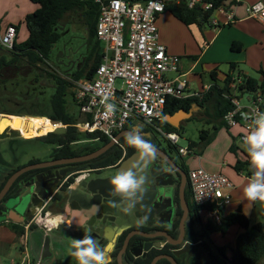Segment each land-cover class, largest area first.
<instances>
[{
    "label": "built area",
    "instance_id": "built-area-1",
    "mask_svg": "<svg viewBox=\"0 0 264 264\" xmlns=\"http://www.w3.org/2000/svg\"><path fill=\"white\" fill-rule=\"evenodd\" d=\"M99 5L96 37L102 47V60L90 78L71 82L76 85L74 99L84 119L75 126L81 132L95 133L99 137L117 139L125 127L136 120L154 128L178 149L181 157L196 154L190 146H178L180 135L163 129L165 109L168 99L202 98L205 91H194L184 74L180 73V57L168 51L160 41L157 17L167 9L172 0H96ZM174 1V0H173ZM188 7H199L203 11L218 9L228 21L236 18L234 10H227L222 4L215 7L212 0H182ZM248 16L264 22V1L257 0L246 6ZM18 30L10 24L0 32V43L7 49L14 47ZM176 73L168 77V73ZM65 78V77H64ZM240 76H233L230 84L234 95V107L224 120L229 127L241 126L238 134L241 141L255 130L254 120L259 112H264L262 95L248 97L242 103L237 92ZM209 89V88H208ZM107 97V101H105ZM115 104L112 114H107L105 103ZM62 124V123H60ZM135 124V123H134ZM67 126V125H66ZM188 187L193 203L200 207L206 221L214 225L222 223L225 209L232 203L234 182L222 172H212L203 167L189 170ZM48 200L44 203V206ZM29 219L26 228L36 224L47 231L50 219L41 217L44 208ZM24 257L20 264H30L28 237L23 241ZM11 264H18L13 261Z\"/></svg>",
    "mask_w": 264,
    "mask_h": 264
},
{
    "label": "crops",
    "instance_id": "crops-1",
    "mask_svg": "<svg viewBox=\"0 0 264 264\" xmlns=\"http://www.w3.org/2000/svg\"><path fill=\"white\" fill-rule=\"evenodd\" d=\"M255 1L257 0H222L221 4L227 10H234L236 13L235 20L230 22L218 9L207 11L210 15L201 25H187L167 9L159 14L157 25L160 41L166 44L170 53L179 55L180 73L185 75L194 91L208 89L215 77L219 82H223L226 75L232 71L234 76H239L240 73L251 75L250 70H252L258 74V77L251 76L262 79L259 69L264 67V22L248 16L246 10L247 4ZM37 6L32 0H0V32L13 24L18 27V41L25 40L29 34L26 16ZM80 15L84 22L83 11H80ZM93 39L95 42L98 40L97 37ZM234 44H236L235 49ZM175 75L176 73L173 72L168 73V77ZM224 130L220 131L222 137L219 143L209 145L202 151L199 146H194L195 151H201V154H193L186 160L192 168L203 167L212 172H222L234 182L232 203L226 207L225 215L240 208L253 222L264 224V202L248 201L244 196V188L252 174L249 175L245 167L240 170L236 168L238 160L244 161L248 158L247 145L244 143L245 146H243L238 142L241 140L238 134L244 129L237 125ZM234 143L236 150L231 149ZM248 167L251 168L250 164ZM251 172H253L252 168ZM73 197H79V195L74 194ZM16 202L17 200L9 205L15 207ZM17 209L24 212L19 207ZM7 213L10 216L5 217L7 225L4 228L8 235H11L8 245L12 249V251L8 250V256L11 263L15 261L18 264L24 257L22 245L25 233L28 244L32 233H36V241L40 243L38 248L36 247L38 251L31 253L30 264H55L59 258H65L63 255L62 257L53 255V249L59 245L57 243L59 237L81 223L84 217L83 212L76 208L67 206L62 212L58 211L57 207H52L47 216L53 230L46 232L41 226L33 224L27 229L28 221H24L15 209ZM15 224L24 227L23 233L17 232ZM72 261L75 259H69L65 263L70 264Z\"/></svg>",
    "mask_w": 264,
    "mask_h": 264
},
{
    "label": "trees",
    "instance_id": "trees-1",
    "mask_svg": "<svg viewBox=\"0 0 264 264\" xmlns=\"http://www.w3.org/2000/svg\"><path fill=\"white\" fill-rule=\"evenodd\" d=\"M32 1L38 6L35 10L27 14L25 19L29 33L28 37L23 41H18L17 34L14 47L12 49H8L6 54L4 53L0 55V71L9 66H17L18 64L26 62H29L31 65L38 66L51 60L52 50L61 37V33L58 29L59 25L63 22L69 12L83 11V21L88 26L92 38L96 37L97 20L99 16V5L96 0ZM212 1L214 2L215 7H218L222 2V0ZM167 10H170L178 19L187 25H201L207 21V18L210 15L209 12L203 11V9L199 7H188L187 3L182 0H174L168 4ZM233 48H236V44L233 45ZM101 60L102 47L100 42L96 40L90 55L86 57L83 62V66L78 68L72 74L73 78L77 80L92 77ZM232 70H234V66H232ZM44 72L50 76L54 82L55 89L53 94L48 98H43L41 96L43 91L38 93L34 92L29 95L32 96V98H30V100H32L30 102L31 106H38L36 103H32L33 100L36 99L39 104H42L43 108L38 110L33 108L25 109L22 107L7 109L3 102V107L0 109V112L29 116H45L66 124L67 128L64 133L50 131L46 135L40 137L38 136L37 138H44L48 141L57 143L59 145V153L57 157L75 155L78 151L70 148L71 142L80 140V136L87 132H81L75 126V124L81 119H84V117H80L81 114L77 115L75 112L70 111L67 105V95L70 93L72 82L47 70H44ZM259 73L262 75V79L240 73L239 76L241 77V82L237 83V92L239 93V97L243 96L245 93H250L253 96L262 95L264 98V67L259 69ZM233 76V71L229 72L223 82H219L215 77L213 83L209 89L205 91L202 98L189 97L185 99H168L165 115L173 114L182 108L189 110L192 103L196 102L200 111L209 116V121L214 124L216 131L223 126L229 129L230 127L226 124L224 116L234 107L232 99L236 95H234V92L230 87V84L233 81ZM34 89L35 88H33V90ZM161 125L164 130L177 132L178 134H180L182 128V124L179 127H175L166 120H163ZM87 134L90 138L98 137L95 133ZM209 136V131L205 129L202 130L201 137L204 142L200 145L192 142L190 147L194 149V146H199L202 151L203 147L209 141ZM102 139L110 141L107 137H102ZM236 148L237 147L234 143L231 146V149L236 150ZM201 151H197V153L201 154ZM247 157L248 158L244 161L238 160L236 168L240 170L245 167L248 170V174L251 175V168L248 167L250 164L248 152ZM5 177V179H7V176ZM186 198L191 203L194 210L200 209V207L196 206L191 201L192 198L188 186L186 187ZM232 224H237L243 229L237 235L235 246L232 248L233 264L258 263L264 258V224L262 222H253L252 219L248 217L240 208L237 211H233L228 215H225L222 223L219 225H214L211 222L204 224L206 229L203 231L202 237L209 236L210 232L221 231L224 233L227 227ZM14 226L17 232L23 233L24 227L17 224Z\"/></svg>",
    "mask_w": 264,
    "mask_h": 264
},
{
    "label": "flooded vegetation",
    "instance_id": "flooded-vegetation-1",
    "mask_svg": "<svg viewBox=\"0 0 264 264\" xmlns=\"http://www.w3.org/2000/svg\"><path fill=\"white\" fill-rule=\"evenodd\" d=\"M9 125L10 124H8V126ZM131 126L132 124L125 127L122 131L132 130L133 127ZM6 129L7 127L2 128L0 125V132H4ZM47 131L48 130H46V133L50 132ZM141 131L144 138L151 140L153 143L167 152L168 158L165 159L158 157L157 159L160 163L167 166L168 170L172 174L170 178H167V180H172L173 184L166 188V192L162 191L163 196L161 197L158 207L152 216L140 218L135 216L134 209L136 207L129 209L126 201L122 200L118 196L115 197L117 201H121L125 206H127V210L130 212L132 211L133 219L131 218L127 220L124 225L125 228L122 229L121 234L117 237V240L111 251L112 258L110 263L233 264L232 254H228L226 249L227 247H223L219 243H216V241H213L208 236L202 237V233L206 229L204 224L208 223L202 210H194L188 200L187 202L189 208L187 213L184 210L180 198V176L178 173V167L183 168L187 171V173L189 167L185 163L182 164L179 160L180 158L182 159V157L179 154L177 147L175 145H170L167 139L162 140L160 135H163L159 132H154L150 127L141 128ZM125 135H122L119 139H116L114 144L108 146L101 154L89 160L68 162L66 164L53 165L25 171L16 178L9 191L0 201V210L7 211L8 208L6 207V201H11L12 198L19 195L21 190L20 184L22 181L28 180L32 176H35L41 172H56L62 168H68L69 171L66 178L62 183L60 182V185L58 184L59 187L53 193L52 197L48 199V203L44 206L41 212V217L47 219V214L49 212L45 211L47 205L50 204L51 208L58 207L63 197L62 193L68 189V187L74 182L76 178L80 177L81 180L86 181L101 174H115V172L119 171L123 162L136 153L135 149L126 144ZM80 140L73 141L71 144H78ZM92 141L94 143L87 151H78L75 155H70L68 157L91 153L107 146L110 142L109 140L102 139V137L92 138ZM27 165L9 172L6 175L7 179H5V177L2 181L0 190L3 188L6 181L13 173ZM138 171L139 170H137V172ZM86 196L88 195H83V197H80L81 200L73 201V203L77 202L78 205L89 203ZM120 206L122 207V205ZM78 210L81 211L82 209ZM169 220H171V222H167ZM41 227L46 230V228L43 226ZM52 230L53 227L51 226L49 231L46 230V232H50ZM66 233L65 235L70 238V232L67 231ZM67 248L68 249L64 252L61 243L60 248L57 246L55 247V250H53V255L59 256L60 254L64 253L71 256V252L69 251L70 248Z\"/></svg>",
    "mask_w": 264,
    "mask_h": 264
},
{
    "label": "rangeland",
    "instance_id": "rangeland-1",
    "mask_svg": "<svg viewBox=\"0 0 264 264\" xmlns=\"http://www.w3.org/2000/svg\"><path fill=\"white\" fill-rule=\"evenodd\" d=\"M58 29L61 33V37L52 50L51 60L47 63L34 66L29 64V62H26L18 64L17 66H9L0 71V109L3 107V102L7 109L22 107L25 109L33 108L38 110L43 108L42 104H39L36 99H34L32 103H36L38 106H31L30 102L32 100H30V98H32V96L29 95L34 92L38 93L43 91L41 96L43 98H48L53 94L55 89L54 82L51 77L44 72V70L71 80L73 78L72 74L79 66H83V62L86 57L90 55L93 46L95 45V41L90 34L88 26L82 22L80 11L67 13L63 23L59 25ZM7 52L8 49L0 43V55L4 53L6 54ZM250 74L258 77V74L255 71L250 70ZM33 88L35 89L33 90ZM75 91L76 85L72 82L70 93L67 95V105L70 111L75 112L77 115L81 114L82 116L80 115V117H83V114L80 112V109L74 99ZM250 95V93H245L241 96V102L244 104L248 103V97ZM4 113L5 112H0L1 121H6L5 127L9 128L0 135V185L5 176L12 170L18 169L19 167L30 163L53 160L59 153V145L57 143L48 141L44 138H37L39 135L27 136L22 133L18 127L8 126L11 120L10 116L14 114L4 115ZM17 116L27 117L29 115L17 114ZM209 119V116L200 110L195 112L190 118L184 119L182 121V128L179 134L180 138L177 145L186 147L190 146L192 142L197 143L198 145L202 144L204 141L201 137V132L204 129L209 131L210 136L208 143L203 147V149L214 143H219L222 137L220 131L224 129L227 130V127L223 126L224 128L221 127L216 131L214 124L210 122ZM62 124L66 125L64 123ZM131 127L144 128L148 126L140 121L136 124L133 123ZM231 128L232 127L229 129ZM151 129H153L156 133H160V131L154 128ZM46 134L47 133H45V135ZM160 137L165 139L161 135ZM80 138V142L78 144H71L70 148L80 152H85L91 145H93L94 142L87 133H83ZM238 142L239 144L245 146L243 141L238 140ZM186 159L187 157H183V159L180 158L179 160L182 164L185 163L189 169H192V166ZM15 201L16 197L12 198L9 204L14 203ZM6 225L5 215H3L0 211V264L11 263L9 260L10 257L8 256V250L12 251L8 245L11 235H8L6 232L4 228ZM242 230L243 229L237 224H232L227 227L224 233L221 231L210 232L208 237L223 247H227V252L231 255L232 248L235 246L237 235ZM35 236L36 233H32L28 247L30 254L33 253V251H38L36 247L38 248L40 245V243L36 241ZM32 246L35 250H33Z\"/></svg>",
    "mask_w": 264,
    "mask_h": 264
},
{
    "label": "water",
    "instance_id": "water-1",
    "mask_svg": "<svg viewBox=\"0 0 264 264\" xmlns=\"http://www.w3.org/2000/svg\"><path fill=\"white\" fill-rule=\"evenodd\" d=\"M199 109L200 108L198 104L194 102L192 103V106L189 110L182 108L173 114H166L165 120L171 125L179 127L184 119L190 118ZM10 114L13 113H4V115ZM49 119L54 124L61 123L51 118ZM134 123L136 124L137 121L135 120ZM66 128V125L60 124L59 126L55 127L53 131L64 133L66 131ZM130 131L131 130H124L119 132L117 135V139ZM2 133L3 132H0V135ZM40 136L41 135H39V137ZM148 141H150L155 146L158 152V157L165 159L168 158L167 152H165L161 147L157 146L151 140ZM114 142L115 140L111 139L107 146L85 155L61 157L49 161L32 163L19 169L8 178L5 185L0 190V201L9 191L16 178L25 171L30 169L49 167L53 165L66 164L68 162L89 160L101 154L108 146L114 144ZM169 144L173 145L170 141ZM134 162L139 163L137 159V152L131 157L127 158L123 162L119 171L115 172V174L125 170V168L127 170ZM137 170H139L137 174L142 175L145 178V184L143 186L144 191L138 194L139 198L135 204L136 208L134 209V214L139 218L152 216L158 207V203L160 202L161 197L163 196L162 191L166 192V188L173 184L172 180H167V178H170L172 174L168 170L167 166L160 163L158 159L148 164L140 163L136 171ZM68 171V168H62L56 172H41L35 176H32L28 180L22 181L20 184V193L16 197L17 202L15 204V207L9 205V200H7V211L10 212V210L15 209V211L19 214V216L22 217L24 221H29V219L32 218V216L37 212V209L44 206V203L48 199H50V197H52L53 193L59 187L58 184L60 185L66 178ZM178 173L180 176V198L184 210L187 213L189 208L186 199L188 173L181 167H178ZM115 174H101L86 181H83L80 179V177H78L68 187V189L62 193L63 197L60 201L59 206L57 207V210L63 212L65 211L67 206H69L70 208L82 209L81 211L83 212L84 217L82 218L81 223L68 230V232H70V238L67 235L59 237L57 242L59 244L57 246L58 248H60V244L62 243V249H64L65 252V250L68 249L67 247L70 248L72 239H82L83 236L87 234L92 236L97 244L104 250L105 264H111V251L114 247L117 237L121 234L122 229L125 228L124 225L127 220L131 218L133 219L132 211L130 212L129 210H127V206H125L123 202L117 201L115 199L116 196L112 193V185L110 181ZM74 194L79 195V197H73ZM83 195H88L86 197L89 203L80 205H78L77 202L73 203V201L81 200L80 197H83ZM120 205H122V207ZM17 207L23 209L24 212L19 211ZM50 209L51 205L48 204L45 208V211H50ZM0 211L3 215H5V217L10 216L7 211ZM167 222H171V220ZM62 255L65 258H59V260H57L56 258L58 262H56L55 264H66L65 262H67V260L73 258L75 259V257H73L72 255L69 256L64 253L60 254L59 256L62 257ZM70 264H77L76 259ZM258 264H264V258L259 261Z\"/></svg>",
    "mask_w": 264,
    "mask_h": 264
},
{
    "label": "clouds",
    "instance_id": "clouds-1",
    "mask_svg": "<svg viewBox=\"0 0 264 264\" xmlns=\"http://www.w3.org/2000/svg\"><path fill=\"white\" fill-rule=\"evenodd\" d=\"M105 97V101H107ZM107 114L115 112L116 106L105 103ZM255 130L245 139L250 166L253 170L249 182L244 188V196L248 201L264 202V112H259L254 120ZM126 144L137 152L138 162H134L127 170L116 173L111 178L112 193L126 201L129 209L134 208L138 194L144 191L145 178L138 175L136 169L140 163L148 164L158 157L155 146L146 140L140 127L133 128L125 135ZM58 226V225H57ZM69 251L77 264H105V252L95 239L85 234L82 239H72Z\"/></svg>",
    "mask_w": 264,
    "mask_h": 264
},
{
    "label": "bare ground",
    "instance_id": "bare-ground-1",
    "mask_svg": "<svg viewBox=\"0 0 264 264\" xmlns=\"http://www.w3.org/2000/svg\"><path fill=\"white\" fill-rule=\"evenodd\" d=\"M10 118V126L18 127V129L27 136L43 135L45 134V129L48 131H53L55 127L60 125L52 123L49 118H46L44 116L20 117L14 114L10 116ZM0 125L2 128H4L6 126V121H1Z\"/></svg>",
    "mask_w": 264,
    "mask_h": 264
}]
</instances>
